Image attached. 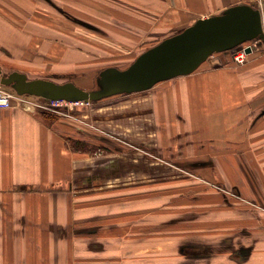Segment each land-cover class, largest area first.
I'll return each instance as SVG.
<instances>
[{"label": "rangeland", "instance_id": "374dc122", "mask_svg": "<svg viewBox=\"0 0 264 264\" xmlns=\"http://www.w3.org/2000/svg\"><path fill=\"white\" fill-rule=\"evenodd\" d=\"M4 1L0 0V36L13 46L0 47L4 74L32 67L25 69L30 76L74 81L88 90L96 87L105 67L126 68L140 53L178 32L163 36L151 30L147 24L152 20L136 15L139 0H27L23 15L4 7ZM251 2L264 12V0ZM24 35L29 44L33 41L32 50L43 53L39 61L37 52L30 51L20 56L23 63L18 61L25 50ZM251 44L255 54L264 52L263 41ZM28 55L34 66L25 64ZM222 55L213 54L196 71L231 68ZM129 98L64 103L55 107L58 113L37 109L57 118L90 121L91 137L74 139L85 143L76 145L91 155H106L92 160V174L77 182L116 185L88 193L101 203L105 218L99 219L101 224L89 221L77 232L90 237L102 230L98 234L105 238L83 240L69 264H264V199L252 182L259 179L252 171L254 161L230 160L231 141L214 139L218 145L224 143L219 150L212 139L202 142L195 134L191 138L179 127L170 128L169 121L162 123L161 138L150 134L157 126L150 120H135L131 127L119 113L131 110ZM117 118L120 125L130 126L117 127ZM139 146H148L156 158Z\"/></svg>", "mask_w": 264, "mask_h": 264}, {"label": "crops", "instance_id": "0c3cea01", "mask_svg": "<svg viewBox=\"0 0 264 264\" xmlns=\"http://www.w3.org/2000/svg\"><path fill=\"white\" fill-rule=\"evenodd\" d=\"M139 1L141 4L135 6L136 15L151 19L147 25L163 34L175 29L179 32L197 19L219 14L232 5L254 6L251 1L255 0ZM4 2V7L8 5L21 15L28 11L27 0ZM3 26L5 31L9 30L10 26ZM24 37L25 50L20 51L18 61L23 63L20 56L28 51L37 52L39 61L43 53L35 47L32 50L33 41L30 45L27 35ZM2 46L13 47L5 44L0 36ZM14 52H18L15 46ZM222 54L231 68L209 66L178 76L180 80L162 81L169 82L165 87H158L160 82L145 91L114 95L101 101L131 96L128 100L131 110L119 111L122 121H130L131 127H135V120H150L157 125L150 134L160 138L164 136L162 123L169 121L170 128L176 127L178 131L179 127L189 137L195 134L202 142L212 139L213 145L223 146L224 143L218 145L215 140L231 141L227 158L254 161L252 171L259 179L252 182L264 199V52L253 51L241 64L233 61L231 53ZM31 57L25 63L28 66H34ZM0 68L4 72L1 63ZM25 69L33 68L15 70L26 73L29 78H44L30 76ZM119 120L116 119L117 127L130 126L120 125ZM86 122L63 117L48 121L41 111L19 104L0 109V264H69L83 240L105 238L98 234L102 230L90 237L77 232L89 221L101 224L99 219L105 218L99 211L101 203L90 199L88 193L116 186L91 183L86 186L77 182L78 177L92 174V160L106 155L100 152L91 155L71 146L72 139L87 141L91 137V124ZM145 148L156 158L148 146ZM248 192L247 187L245 193Z\"/></svg>", "mask_w": 264, "mask_h": 264}, {"label": "water", "instance_id": "95a60500", "mask_svg": "<svg viewBox=\"0 0 264 264\" xmlns=\"http://www.w3.org/2000/svg\"><path fill=\"white\" fill-rule=\"evenodd\" d=\"M254 40L264 42V12L251 4L241 3L219 14L197 19L140 53L126 68L105 67L96 78V88L91 90L74 81L29 78L18 70L4 74L1 68L0 83L20 94L48 100L94 102L145 91L161 81L191 74L214 53H235L246 42ZM251 51L250 47L246 48V52Z\"/></svg>", "mask_w": 264, "mask_h": 264}, {"label": "built area", "instance_id": "2783aa9c", "mask_svg": "<svg viewBox=\"0 0 264 264\" xmlns=\"http://www.w3.org/2000/svg\"><path fill=\"white\" fill-rule=\"evenodd\" d=\"M246 46H250L248 44ZM246 46L241 50V52H236L233 54V60L237 63L245 62L247 58V52L245 51ZM82 104L83 101H67V100H45L35 96H29L24 94H19L15 90L0 84V109H9L14 105L19 104L26 108L34 109H44V110H54L57 113L59 110L55 107L64 106L63 104Z\"/></svg>", "mask_w": 264, "mask_h": 264}, {"label": "trees", "instance_id": "16d2710c", "mask_svg": "<svg viewBox=\"0 0 264 264\" xmlns=\"http://www.w3.org/2000/svg\"><path fill=\"white\" fill-rule=\"evenodd\" d=\"M42 114L46 117V118H49V119H51V120H55L57 117H53L52 115H47L45 112H42ZM72 143H71V146L75 149V150H81V151H83L82 150V148H79L76 144H85V143H83V142H81V141H78V140H74L73 141V139H72V141H71Z\"/></svg>", "mask_w": 264, "mask_h": 264}]
</instances>
